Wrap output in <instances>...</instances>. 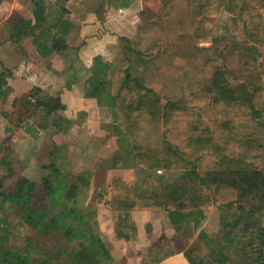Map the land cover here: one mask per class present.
<instances>
[{"label":"trees","instance_id":"obj_1","mask_svg":"<svg viewBox=\"0 0 264 264\" xmlns=\"http://www.w3.org/2000/svg\"><path fill=\"white\" fill-rule=\"evenodd\" d=\"M30 1L34 24L20 22L11 39L32 38L43 58L61 53L57 35L68 33L69 23L63 21V14ZM252 5L264 12V0H161L156 18L139 22L132 38L117 39L110 61L93 59L83 96L120 122L136 159L148 172L141 192L133 193L129 190L135 180L133 170L113 171L97 192V206L126 219L136 211L165 213L174 227L193 224L189 233L199 228L205 211L216 208L226 231L243 225L241 232L263 234L256 225L264 218V19L258 15V22L251 21L250 29H245L243 20ZM219 11L238 20L236 38L216 37L209 47L199 46L201 19ZM8 76V71L0 73L2 101L12 92ZM39 92L32 89L25 99L14 100L12 107L23 106L26 118L40 109L55 114L37 101ZM56 121L67 126L73 122L63 117ZM160 171L179 175H156ZM44 183L47 199L61 190L47 180ZM78 191L77 184L71 185L59 199L73 200ZM7 199L21 202L17 195ZM50 202L51 208L57 205L55 200ZM61 210L58 207V215L47 220V229H58L61 218L73 213L67 207ZM40 211L28 205L25 215L38 217H26V223L42 226ZM43 212L48 214L46 209ZM116 237L130 240L126 234L116 233ZM91 241L108 263L111 256L103 242L94 236ZM86 251H63L58 259L60 264H103ZM48 261L53 264V259L37 263L19 252L0 249V264ZM255 264H264L263 252L257 253Z\"/></svg>","mask_w":264,"mask_h":264},{"label":"rangeland","instance_id":"obj_2","mask_svg":"<svg viewBox=\"0 0 264 264\" xmlns=\"http://www.w3.org/2000/svg\"><path fill=\"white\" fill-rule=\"evenodd\" d=\"M38 3L50 11L53 7L49 0H39ZM143 3V12L137 14L136 21H149L159 15L161 0H144ZM258 15L264 19L262 10L254 5L250 6L249 13L243 20L246 30L250 29L251 21L258 22ZM12 17V20L15 19V15ZM237 32L238 20L219 11L215 16L201 19L198 26L199 46L209 47L214 38L221 36L235 39ZM4 36L7 37L6 34H0V39H4ZM31 41L32 38L21 39V54H30ZM59 43L65 53L73 51L64 39ZM90 50L88 49L87 54L91 53ZM21 54L18 53L20 60L25 57ZM93 56L88 55L86 58L88 60L85 63L89 66L84 65L82 70H70L75 77L73 81L77 84L74 89L65 85L67 75L66 78L61 77V74L66 73V67L74 62V57H69L67 61L58 59L44 68L45 74H52L56 82H50L49 86V83L39 81L45 90H40L37 101L57 111L55 114L49 115L46 109H40L38 112L32 111L26 118L22 115L27 112L23 106L0 104V119L5 123L3 136H8L2 138L0 144V194L7 198L17 195L21 199L20 203H13L3 196L0 197V249L19 252L37 263L53 259V264H60V252L71 253L82 248V251L87 250L84 254L94 257V261L105 264L101 253L96 251L91 236L98 237L115 258L116 251L113 252V249H117L118 245L113 246V241H117L116 233L133 237L140 232L142 238L139 241V250L149 247L148 256L151 255L152 258V254L158 255L159 251H177L186 264H255L257 253H264V218L256 225L263 228L261 236L257 235L258 230L241 232L243 225L237 229H234L235 226L228 232L224 228L225 221L221 220L220 212L214 208L205 211L199 228L189 233L193 224L174 227L165 213H137L126 219L95 204L97 192L105 186L113 171L133 170L135 180L129 189L133 193L141 192L148 172L136 159L120 122L115 121L109 111L97 110L93 105L92 114H84L85 110L72 105L73 91H77L87 79ZM104 57L105 60H110L108 55ZM19 59L16 64H22ZM259 60L263 63V58ZM0 63L4 70V66L10 67L6 61ZM63 63L66 67H63ZM23 79L26 81L25 77ZM28 94L24 93L20 99H25ZM84 108L90 109L88 105ZM58 117L73 121L72 125L57 122ZM21 118L23 121L19 124L22 127L19 128L16 123ZM156 175L174 177L179 173L160 171ZM79 176L85 178L79 181L80 184L76 180ZM44 180L53 186H61V190L51 198L57 204L54 208L50 206L52 200L45 197ZM75 184L79 188L75 199H59V196L64 195ZM30 204L41 210L37 213L42 216L40 227L36 224L32 227L26 223L25 219L38 217L35 214L31 217L25 215ZM57 206L61 207V211L67 207L73 213L68 212L61 218L58 229H47V220L58 215ZM45 209L48 214L43 212ZM132 220H135L136 225ZM68 228L67 236L64 232ZM142 253L140 251V256ZM113 258L106 264H125L127 261ZM47 263L50 264L49 261Z\"/></svg>","mask_w":264,"mask_h":264},{"label":"crops","instance_id":"obj_3","mask_svg":"<svg viewBox=\"0 0 264 264\" xmlns=\"http://www.w3.org/2000/svg\"><path fill=\"white\" fill-rule=\"evenodd\" d=\"M38 1L39 0H36L37 3ZM49 1L52 2L53 5L51 11L57 14H63V21L69 23V32L65 33L61 31L57 37H59L60 40L64 39L66 41L67 46L73 50L70 52L71 55H66L70 53H65L63 49L61 53H54L51 56L43 58L38 54L32 43H30V54H21L22 49L19 47L21 39L14 41L11 39V35L14 28L20 22H30L31 25L34 24L33 5H30V0H0V34H6L7 36H4V39H0V61H6L7 64L10 65L9 68L4 66V70L1 68L3 66L2 63H0V73L4 71L9 72L6 83L12 90L5 101L0 100L1 105L6 106L10 104L12 106L14 100L20 99L24 93L26 94L27 92L28 94L32 89H39V91L45 90L40 83L41 81L49 83V86H51L50 82H56L52 74H45L46 71L44 68L47 64L51 62L54 63L58 61V59L67 61L69 57H74V62L71 65L66 67L63 63V67H66V73H63V75L61 74V77L63 76L66 78L67 75L68 80L65 85L71 88L76 87L77 84L73 81L75 77L70 70H82L84 65L89 66V64L85 63L88 60H86L87 56H93L94 52L98 49L99 51H97L91 59V65L95 57H101L105 60L106 57H104V55H108V58L111 60L117 39L119 37L132 38L135 35L136 25L139 23L136 21V17L138 13L143 12L144 4V0ZM13 15H15V19L12 20ZM129 33L130 35H127ZM88 49L93 50H90L91 53L87 54ZM104 51L105 53H103ZM18 53L25 55V57L20 60L18 58ZM1 58H4V60ZM18 59L22 64H16ZM110 60L107 59L105 61ZM12 65L13 67H11ZM17 65H19L20 68ZM24 77L26 81H24ZM70 77L72 78L69 79ZM83 84L84 83L81 84L77 91H73L72 105H77L85 110L83 111L84 114H92L91 108L93 105L97 110H100V108L97 106L95 100L84 98ZM87 105L90 107L89 110L84 108ZM85 116L86 115H84V117ZM3 126H5V123L0 119V144L2 138L5 139L8 137L3 136ZM21 127L22 125L19 126V128ZM149 212L152 213L153 211L131 212L129 217L131 218L132 215L137 213ZM134 221L132 220L133 224H135ZM141 238L140 232L139 235L137 233L133 237H130L129 241L117 239L115 236L117 241H113V246H116V244L118 246L117 249H113V252L116 251L115 258H113L109 252L111 258L114 260H118L119 258L127 259L125 264H186L184 258L180 257L177 251H175V253H162L159 251L158 255H155V253L152 254L153 258L151 255L148 256L149 247L145 246L143 249L139 250V241H141ZM140 251H143L141 256Z\"/></svg>","mask_w":264,"mask_h":264}]
</instances>
